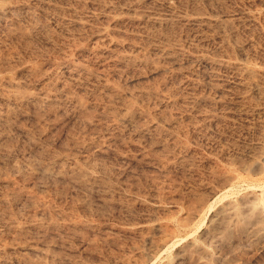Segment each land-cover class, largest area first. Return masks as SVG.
<instances>
[{"label":"rangeland","instance_id":"obj_1","mask_svg":"<svg viewBox=\"0 0 264 264\" xmlns=\"http://www.w3.org/2000/svg\"><path fill=\"white\" fill-rule=\"evenodd\" d=\"M0 264H264V0H0Z\"/></svg>","mask_w":264,"mask_h":264},{"label":"bare ground","instance_id":"obj_2","mask_svg":"<svg viewBox=\"0 0 264 264\" xmlns=\"http://www.w3.org/2000/svg\"><path fill=\"white\" fill-rule=\"evenodd\" d=\"M77 178H78V177H77ZM30 198L33 200L34 203H37V202L35 201V199H34L33 196H30ZM44 207H45V206H44ZM44 207H43V208H44ZM44 211H45V209H44Z\"/></svg>","mask_w":264,"mask_h":264}]
</instances>
